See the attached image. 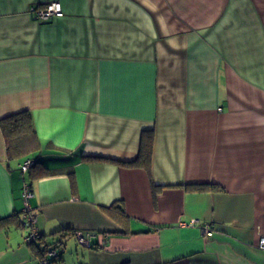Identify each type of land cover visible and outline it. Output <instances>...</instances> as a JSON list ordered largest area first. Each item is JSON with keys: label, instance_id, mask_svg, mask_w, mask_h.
Here are the masks:
<instances>
[{"label": "crops", "instance_id": "obj_1", "mask_svg": "<svg viewBox=\"0 0 264 264\" xmlns=\"http://www.w3.org/2000/svg\"><path fill=\"white\" fill-rule=\"evenodd\" d=\"M22 111L39 147L10 158L0 128V219L21 221L0 264L59 241L64 264H264V0H0V120ZM148 131L151 174L121 163Z\"/></svg>", "mask_w": 264, "mask_h": 264}, {"label": "trees", "instance_id": "obj_2", "mask_svg": "<svg viewBox=\"0 0 264 264\" xmlns=\"http://www.w3.org/2000/svg\"><path fill=\"white\" fill-rule=\"evenodd\" d=\"M0 128L2 130L7 155L10 158H24L29 156L30 153L35 151L39 147V139L34 127L33 118L29 111H22L16 114H12L0 120ZM153 143H154V133L153 131L144 132L141 138V146L138 156L134 161L131 162H121L124 166L128 167H140L144 168L149 174H151L152 156H153ZM32 159V158H28ZM34 160V166L32 168H37L41 166L42 174L39 176H48L53 174L41 161L38 159ZM25 161V160H24ZM31 168V169H32ZM40 172V173H41ZM208 188L207 186H197L195 190H203ZM157 191V190H154ZM154 197L156 198V192H154ZM109 209V212L113 214L118 221H127V215L122 202L114 203ZM11 222H15L18 226L21 221L19 219V213L14 212L8 217L0 219V229L7 227ZM8 228V227H7ZM44 246L34 245L33 248L40 259L45 258L48 249L51 247L43 243ZM57 247L61 248L58 258L51 259L50 264H64L63 261V242L59 241ZM93 249H98V247L93 244L91 245Z\"/></svg>", "mask_w": 264, "mask_h": 264}, {"label": "built area", "instance_id": "obj_3", "mask_svg": "<svg viewBox=\"0 0 264 264\" xmlns=\"http://www.w3.org/2000/svg\"><path fill=\"white\" fill-rule=\"evenodd\" d=\"M31 12L34 13L35 17L40 21H49L53 18L63 17L64 11L61 3L52 2L43 6H32ZM34 166L33 159H26L20 165V171L22 173H26L30 168ZM34 196L32 187L29 184H25L23 186L22 191V199L24 201V209H23V220L24 225L28 226L31 230L26 238V241L32 243L40 239V234L38 229L36 228L37 218L31 213V205L30 200ZM213 234L212 231L208 232V235L211 236ZM79 242L82 244H89V239L84 238L81 233H78ZM258 246L260 249L264 250V235L260 237ZM60 247H53L48 249L47 255L40 261V264H50L51 259H55L59 255ZM61 249V248H60Z\"/></svg>", "mask_w": 264, "mask_h": 264}, {"label": "rangeland", "instance_id": "obj_4", "mask_svg": "<svg viewBox=\"0 0 264 264\" xmlns=\"http://www.w3.org/2000/svg\"><path fill=\"white\" fill-rule=\"evenodd\" d=\"M29 231V230H28ZM27 234H28V232H27ZM86 234L87 233H83V235H84V238H86ZM49 242V241H48ZM51 242V241H50ZM72 243H75V241L72 239ZM59 244H55L54 245V247L56 246H58ZM76 245V244H75ZM58 250H59V252H61L60 251V248H58ZM63 256H64V258H65V261H70V260H73L72 258L70 259V254H69V252L67 253V252H65L64 254H63ZM42 260V259H41Z\"/></svg>", "mask_w": 264, "mask_h": 264}]
</instances>
